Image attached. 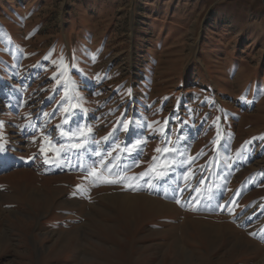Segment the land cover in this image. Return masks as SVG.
Returning a JSON list of instances; mask_svg holds the SVG:
<instances>
[{
	"label": "rangeland",
	"instance_id": "1",
	"mask_svg": "<svg viewBox=\"0 0 264 264\" xmlns=\"http://www.w3.org/2000/svg\"><path fill=\"white\" fill-rule=\"evenodd\" d=\"M0 264H264L261 0H0Z\"/></svg>",
	"mask_w": 264,
	"mask_h": 264
},
{
	"label": "snow or ice",
	"instance_id": "2",
	"mask_svg": "<svg viewBox=\"0 0 264 264\" xmlns=\"http://www.w3.org/2000/svg\"><path fill=\"white\" fill-rule=\"evenodd\" d=\"M64 97H62L63 99ZM75 107V106H73ZM65 113H68V108L64 109ZM45 115H48L47 113ZM123 115V114H122ZM118 123H121L124 127V130L127 131H131V126L133 124V121L131 120H123V121H118ZM148 127H151V125H148ZM61 136L63 137H67L70 141L74 140L76 141L75 143H72L70 145V148L67 150H82L86 147L87 144V140L85 139L87 136H90L91 134V129H87V131L84 128H78L77 131H72V130H68V131H62ZM45 139L47 140V136H45ZM102 139H107V137L102 138ZM98 143V142H97ZM168 141H165V146L161 149L160 147H158L157 149H155L156 152L158 153H172L177 151V149L175 148H170L168 147ZM143 141L138 137L135 141V144H133L130 148H129V154H131L132 152H136L139 150V148L142 146ZM48 148L47 151H51L54 153V155H56L59 158H63V154L64 151H66L65 149H63L61 146H56V145H52L51 141H48ZM127 147V146H126ZM40 151L42 153H44L46 151L45 147L42 145ZM97 156L100 155L99 152L96 153ZM154 160H156L157 158L154 157ZM46 164L50 162V159H45L44 161ZM135 163V161H134ZM102 167L104 169L108 170V177H103L97 174L96 168H95V162L93 163V170L89 173V176L93 177V184L95 185L96 180H102L104 183H108V184H115V183H121L124 181H128L130 179H135V177H126V176H121L119 172H116L115 174H113L112 169L109 167V165L111 164V161H109L108 163H104L103 161H101ZM80 167H84V170L87 171V167L83 166V165H79ZM173 165L170 164H166V163H162L160 165V169L161 171L157 172L158 176H163L165 174V170L166 169H170ZM114 167V166H113ZM150 171L156 172L157 169L155 166H153ZM147 173H142L140 174L141 177L143 178L144 175H146ZM78 188L80 187L79 185L77 186ZM128 187H132L131 184H128ZM177 203L179 204L180 201L177 200Z\"/></svg>",
	"mask_w": 264,
	"mask_h": 264
},
{
	"label": "bare ground",
	"instance_id": "3",
	"mask_svg": "<svg viewBox=\"0 0 264 264\" xmlns=\"http://www.w3.org/2000/svg\"><path fill=\"white\" fill-rule=\"evenodd\" d=\"M24 197V196H23ZM37 197V196H36ZM28 198V197H27ZM125 199L127 198L128 200H130V198L129 197H124Z\"/></svg>",
	"mask_w": 264,
	"mask_h": 264
},
{
	"label": "water",
	"instance_id": "4",
	"mask_svg": "<svg viewBox=\"0 0 264 264\" xmlns=\"http://www.w3.org/2000/svg\"><path fill=\"white\" fill-rule=\"evenodd\" d=\"M262 2H263V4H264V0H261Z\"/></svg>",
	"mask_w": 264,
	"mask_h": 264
}]
</instances>
